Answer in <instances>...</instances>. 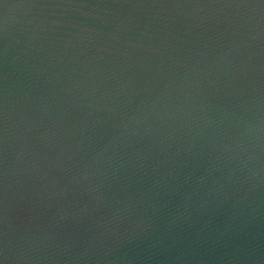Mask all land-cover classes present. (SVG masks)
<instances>
[{"label": "water", "instance_id": "1", "mask_svg": "<svg viewBox=\"0 0 264 264\" xmlns=\"http://www.w3.org/2000/svg\"><path fill=\"white\" fill-rule=\"evenodd\" d=\"M0 264H264V0H0Z\"/></svg>", "mask_w": 264, "mask_h": 264}]
</instances>
